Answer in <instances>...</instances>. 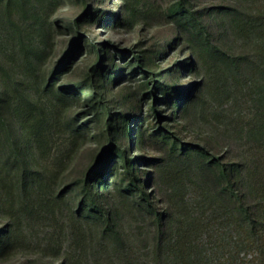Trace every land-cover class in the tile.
I'll list each match as a JSON object with an SVG mask.
<instances>
[{
  "label": "rangeland",
  "instance_id": "374dc122",
  "mask_svg": "<svg viewBox=\"0 0 264 264\" xmlns=\"http://www.w3.org/2000/svg\"><path fill=\"white\" fill-rule=\"evenodd\" d=\"M173 1L11 0L8 8L0 3V79L11 100V137L0 133V264H61L66 256L72 264H119L115 255L99 254L92 215L75 214L91 179L98 181L95 195L105 196L121 214V226H135L129 209L137 197L123 177L128 162L110 155L112 111L91 102L81 87L92 85L95 66L98 85L105 83L106 95L116 102V139L131 136V158L173 162L169 145L146 143L140 152L136 128L147 135L159 128L178 132L184 142L208 144L217 154L230 145L239 150L235 131L244 120H236L247 113L244 95L236 96L243 83L237 66L241 55L252 52L254 37L224 41L215 34L208 44L184 18L169 15ZM229 1L199 0L205 7ZM139 57L150 71L165 73L159 79L169 85L170 96L181 94L176 104L167 96L160 105L165 92L141 71ZM176 106L168 120L153 113L160 108L167 116ZM137 164L145 177L153 175L157 196L168 194L175 183L169 168L159 173L151 164ZM153 184L144 190L154 192ZM73 217L80 221L75 230ZM72 230L78 236L85 231L82 242L69 237Z\"/></svg>",
  "mask_w": 264,
  "mask_h": 264
},
{
  "label": "trees",
  "instance_id": "16d2710c",
  "mask_svg": "<svg viewBox=\"0 0 264 264\" xmlns=\"http://www.w3.org/2000/svg\"><path fill=\"white\" fill-rule=\"evenodd\" d=\"M10 1L0 0V3H6L4 7L8 8ZM201 5L199 0H174L168 13L184 18L208 44L215 34L217 39L224 41L233 36L240 39L246 34L254 37L249 45L252 52L238 56L241 58L237 66L243 83L242 92L239 90L236 96L244 95L241 101L247 114L245 119L236 120H244L236 125V131L232 122L228 124L239 136L236 141H242L239 150L230 145L217 154L208 144L184 142L178 132L159 128L147 135L146 131L136 128L140 152L147 149L146 143L169 145L173 162L168 163L164 158H131V136L116 139L119 131L117 117L113 116L116 115V102L106 95L105 83L98 85L100 66L92 69V85H81L91 102H101L104 111H112L114 119L111 120V113L108 118L114 135L110 155L128 162L123 177L137 199L131 198L129 209L134 213L135 226L126 231L120 224L121 214L116 212L113 204L109 206L104 202L105 196L95 195L98 189L94 184L98 181L90 179L81 189L75 214L88 212L92 215L97 221L95 239L101 248L99 254L105 255L104 258L113 254L119 264H123L122 260L124 264H264V0H230L221 5ZM6 11L10 17L9 9ZM193 62L191 59L190 63ZM139 63L142 72L155 77L156 89L165 92V96L158 99L160 105H166L167 96L170 103L176 104L175 99L181 94L170 96L169 85L159 79L165 73L150 71L144 57H139ZM5 69L10 68L5 65ZM4 83L5 80L0 79V133L10 138L8 111L11 100ZM178 107L172 108L167 116L163 114L168 111L163 112L160 108H154L153 113L159 119L168 120ZM128 118L132 120L130 116L123 117ZM138 162L153 165L159 173L165 168L170 169L175 183L168 194L157 196L156 180L151 174L145 177L137 167ZM159 162L161 164H157ZM105 165L107 163L102 166ZM2 170L0 166V175ZM149 183H154V192L144 190ZM77 218L73 217V230L79 225ZM73 230L69 237L82 242L85 231L81 230L82 236L79 231L78 236V233H72ZM11 240L10 233L2 249H7ZM61 264H72V258L64 257Z\"/></svg>",
  "mask_w": 264,
  "mask_h": 264
}]
</instances>
